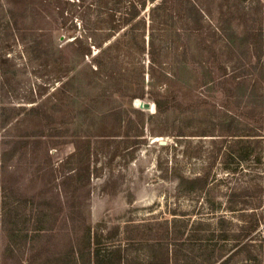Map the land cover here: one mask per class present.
Returning a JSON list of instances; mask_svg holds the SVG:
<instances>
[{
	"label": "rangeland",
	"instance_id": "rangeland-1",
	"mask_svg": "<svg viewBox=\"0 0 264 264\" xmlns=\"http://www.w3.org/2000/svg\"><path fill=\"white\" fill-rule=\"evenodd\" d=\"M167 234L264 264V0H0V264Z\"/></svg>",
	"mask_w": 264,
	"mask_h": 264
},
{
	"label": "trees",
	"instance_id": "trees-1",
	"mask_svg": "<svg viewBox=\"0 0 264 264\" xmlns=\"http://www.w3.org/2000/svg\"><path fill=\"white\" fill-rule=\"evenodd\" d=\"M156 103H157L156 106H157L158 110L160 111L161 110L160 102L157 101ZM182 179L186 180L184 178H182ZM204 183H205V181H204ZM167 237H168V234L166 235V237L164 236V238H162V240L159 241L157 246H156L159 250V253H160L159 257H161V258H156L155 260H153V262H151L149 264H213L214 259H220L222 257V256L221 257L218 256L217 258H214L213 260H211L215 256V250H214V252H213L214 256L212 255V257H210V258H201L200 260H202V263H198V262H196L197 258H192L190 256L191 255L190 251H194V248H195V246L192 244L191 241H188L187 239H183V238L179 239L177 237H175V238H167ZM181 237H182V235H181ZM170 241H172V242H170ZM244 245H243V248L241 247L243 252L246 251V249L248 248V246L246 244H244ZM154 248L155 247H152V250ZM197 248H198L199 252H201V253H205L207 251V247L204 244L198 245ZM247 251H248V249H247ZM118 252L120 253V251H118ZM90 254H92V253H90ZM93 256L94 257L97 256V258H98L99 250L95 249V251H93ZM97 263L98 264H106L107 262L99 260V261H97ZM109 263H111V264H122V263L123 264H139L138 262H130V261L127 263H124L121 256L109 261Z\"/></svg>",
	"mask_w": 264,
	"mask_h": 264
},
{
	"label": "water",
	"instance_id": "water-1",
	"mask_svg": "<svg viewBox=\"0 0 264 264\" xmlns=\"http://www.w3.org/2000/svg\"><path fill=\"white\" fill-rule=\"evenodd\" d=\"M139 108L142 110L150 111V110H153L154 105L151 102H147L145 100H142L141 104L139 105ZM159 144L162 146H166L169 144V141L168 140H159Z\"/></svg>",
	"mask_w": 264,
	"mask_h": 264
}]
</instances>
